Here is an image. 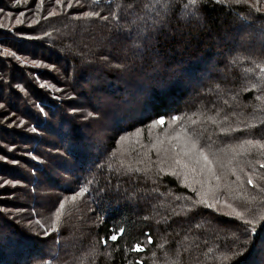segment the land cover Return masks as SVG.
Returning a JSON list of instances; mask_svg holds the SVG:
<instances>
[{"label": "trees", "instance_id": "obj_1", "mask_svg": "<svg viewBox=\"0 0 264 264\" xmlns=\"http://www.w3.org/2000/svg\"><path fill=\"white\" fill-rule=\"evenodd\" d=\"M184 2L176 0L174 10L134 47L111 17L82 18L84 11L107 15L109 4L118 15L127 5L129 11L141 6L132 0H102L99 7L72 0L71 8L68 0L63 6L55 0H0V264H77L92 245L112 255L88 264H165L164 253L175 260L176 252L180 264H264V221L252 236L221 210L196 205V192L166 166L159 172L153 148L175 127L169 113L189 129L203 128L200 143L206 149L211 144V152L245 139L264 140V119L252 118L262 93L243 90L251 65L232 64L238 52L264 53V11L250 3L206 0L199 16H186ZM53 8L57 15L49 16ZM245 18L252 28L243 27ZM160 115L165 125L153 126ZM224 115L227 122H221ZM229 126L234 130L220 131ZM257 151L239 159L258 158ZM256 171L264 168L257 164ZM62 173L72 176L71 184L58 181ZM81 189L87 191L71 200ZM242 196L254 213L264 214L258 189L245 185ZM60 203L65 207L52 232ZM119 227L125 233L113 242L109 236ZM245 237L247 244L240 242ZM137 242L144 252L131 251Z\"/></svg>", "mask_w": 264, "mask_h": 264}, {"label": "snow or ice", "instance_id": "obj_2", "mask_svg": "<svg viewBox=\"0 0 264 264\" xmlns=\"http://www.w3.org/2000/svg\"><path fill=\"white\" fill-rule=\"evenodd\" d=\"M133 3L140 4L139 8L129 11L130 5L125 6L123 12L119 15L117 12L113 11L111 4H109L107 10V15H101L99 10L93 11H84L82 14L83 19H94L99 18L103 21H109L110 17L112 18L113 26L119 29L124 30L127 33L128 38L134 40L133 46L140 47L139 41L143 40L146 35V31H151L156 28L157 21L162 20L169 12L174 10V5L176 0H148V3H141V0H132ZM206 0H185L182 5L184 14L186 16H199L200 15V6ZM208 2L224 3L225 0H208ZM229 3L239 4H251V8L255 9L257 12L264 11V8L260 7L261 0H227ZM40 3L43 4L44 0H40ZM79 3V0H77ZM91 3L101 5L102 0H91ZM55 4L58 6H63V0H55ZM72 0H68L67 7L71 8ZM121 6L117 3L116 8L119 9ZM179 11V8L175 9ZM0 11H3L0 9ZM11 15V14H9ZM49 16H56L57 11L53 8L49 13ZM81 17H77L80 19ZM122 21V22H121ZM17 23H22V21H17ZM33 24L38 23V21L33 20ZM4 24L0 23V28H4ZM245 29L252 28V24L245 18L243 24ZM17 37L22 36V33L16 34ZM46 36L50 33H45ZM264 36V32L261 33ZM33 37H28L32 39ZM3 43V41H0ZM5 53H8V49H4ZM13 59H19L16 51L10 53ZM248 61L251 67H248L246 71L251 74L247 84L243 88L244 91H247L248 87L257 89L262 94L256 96L255 99L260 103L253 106L252 118L261 120L264 119V53L258 55H248L242 52H238L232 58V64H238ZM27 63V61H25ZM31 63L35 64L36 61L33 60ZM258 70V71H257ZM254 77V78H253ZM235 99V97H233ZM227 103V101H225ZM4 105L0 104V108H3ZM43 112V108L40 109ZM260 113L262 115H257ZM89 115H92L91 113ZM170 118V122L175 125L169 133L165 135L164 140H157L153 147H157V157L158 160L156 163L160 166L159 172H164L165 167L170 171L172 176L183 177L185 183L187 184L189 176L193 178H201L196 182L199 184V188H193L194 192H197L199 199L194 203L196 205H203L209 209H216L219 211V206L229 209L224 215L228 216L230 219L238 220L242 223L237 224L236 228L242 230L244 234L255 235L257 232L258 222L264 221V214H256L250 208L247 207V204L250 202L247 197L242 198V193L244 191L245 185L251 186L253 189H258V192L261 195H264V185L256 183L254 177L259 180H264V173H257L256 165L258 164L260 168H264V140L262 139H245L238 144L230 145L227 148H223L220 152L215 153L211 152V144L208 145L207 149L203 147L200 143V138L204 134L203 128H192L189 127L182 121L181 117L178 115L167 114ZM220 113L217 112V116ZM243 115V112H241ZM208 120H211L212 123H217L215 117H208ZM188 121L192 125H196L197 121L192 120L191 117H188ZM228 116L224 115L223 121L227 122ZM165 115H160L159 118L152 121V125H165ZM248 128L254 127L252 123L246 125ZM33 132L36 131L35 128L31 129ZM230 126L229 128H221L220 131L228 133L233 131ZM126 139V137H121V140ZM165 144L167 146H165ZM252 150H258L256 156L258 158L253 159H244L241 160L239 157H249L252 156ZM5 159V157L0 156V160ZM16 163V161H12ZM149 169H137V171H147ZM234 176L235 181L228 179V175ZM215 181V184H213ZM5 183H13L12 181H5ZM87 189H81L79 193L71 196V200L75 201L77 195H82L86 192ZM229 197L233 199H239L241 204L244 206V210L237 207L234 203L229 201ZM190 199V198H189ZM256 197H251V200H255ZM65 204H59V210L55 213V220L52 223V232H57V225L60 222L62 210L64 209ZM125 233L124 227H119L110 234L109 239L113 242L120 239ZM45 235H48V230H45ZM239 239V238H238ZM241 243L247 244V237L244 240L240 241ZM105 246H107V241H102ZM147 243L152 244V236H147ZM160 247H163L161 245ZM131 251L142 253L145 251V248L140 242L135 243ZM244 251L243 248L234 255H240ZM100 255H106L108 258H111V252H101L98 246L92 245L86 255L80 256L77 258V264H88L90 259H95V257ZM153 257L156 256V253H152ZM165 264H180V254L179 252L175 253L176 259L171 260L168 256V253H164ZM128 264H132V261H129ZM136 264H143L142 260H137Z\"/></svg>", "mask_w": 264, "mask_h": 264}, {"label": "rangeland", "instance_id": "obj_3", "mask_svg": "<svg viewBox=\"0 0 264 264\" xmlns=\"http://www.w3.org/2000/svg\"><path fill=\"white\" fill-rule=\"evenodd\" d=\"M226 1H227V0H226ZM171 129H172V127L169 128L168 132H170ZM163 137H164V136L159 137V138H160L159 140H164L165 137H164V138H163ZM161 138H163V139H161ZM155 143H156V142H155ZM155 143H154V145H155ZM165 146H167V145L165 144ZM153 148H154V147H153ZM155 148H156V150H157V147H155ZM120 149H121V148H120ZM33 158H34V157H33ZM34 159H36V158H34ZM36 160H38V159H36ZM166 170L170 173V171H169L168 169H166ZM66 175H68V174H63V173H62V174L58 175V177H57L58 181H59V180H63V181H65L64 184H62V185H67V183L71 184V182L73 181V180H72L73 178H71L72 176H69V177H68V176H66ZM175 177H177V178H178L183 184L189 186V187L191 188V190H193L194 187H195V188H199V187H200L199 184L196 182L197 180L201 179V178H199V177H197V178H193L192 176H189L188 181H187V184L185 183L183 177H180V176H175ZM228 179L231 180V181H235V177H234V176H231L230 174L228 175ZM213 184H215V181H213ZM196 194L198 195L197 192H196ZM198 196H199V195H198ZM242 198H243V196H242ZM229 201L232 202V203H234L237 207L241 208V210L244 209V206L241 204V202H240L239 199H233V197H229ZM0 210H1V209H0ZM219 210H221L223 213H227V212L229 211V209L224 208L222 205L219 206Z\"/></svg>", "mask_w": 264, "mask_h": 264}]
</instances>
